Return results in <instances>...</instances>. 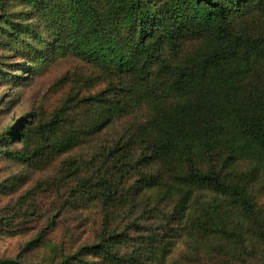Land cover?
I'll use <instances>...</instances> for the list:
<instances>
[{"label":"trees","instance_id":"obj_1","mask_svg":"<svg viewBox=\"0 0 264 264\" xmlns=\"http://www.w3.org/2000/svg\"><path fill=\"white\" fill-rule=\"evenodd\" d=\"M15 3L33 4L30 15L38 12L50 31L35 46L30 34L37 28L15 21L21 12L3 16L12 23L11 31L1 30L4 39L14 35L10 49L43 62L36 77L67 59L99 74H68L54 85L69 90L52 113L34 114L0 136L22 144L14 151L8 142L7 160L78 179L68 210L83 216L92 203L103 204L100 243L68 257L64 245L55 246L64 258L58 264H165L179 235L208 244L220 264H239L244 256L264 264V217L248 189L259 179L264 185V0H0V10ZM29 71L25 81L33 80ZM92 80L107 85L87 96ZM116 126L123 134L104 148V163L96 154L90 163L67 156L102 142ZM134 147L142 152L137 159L130 156ZM240 161L249 172H225ZM48 189L38 182L18 204ZM154 190L173 205L158 212L168 233L121 255L129 230L142 229L135 213L155 215ZM115 221L127 223L123 231ZM42 239L30 248L45 246Z\"/></svg>","mask_w":264,"mask_h":264},{"label":"rangeland","instance_id":"obj_2","mask_svg":"<svg viewBox=\"0 0 264 264\" xmlns=\"http://www.w3.org/2000/svg\"><path fill=\"white\" fill-rule=\"evenodd\" d=\"M41 2L44 3L45 0H41ZM6 7L5 11L0 10V136L10 128H19L24 121L30 120L29 117L34 114L41 117L52 113L60 105L61 100L65 98L69 90V86L58 90L54 85L60 80L63 81L68 74H85L93 77V79L99 76L84 62L67 59L53 64L49 70L47 69L46 73L36 77L34 72L42 67L43 62H39L28 51L26 53L24 50L12 51L10 49L11 43L15 41L13 39L14 35L6 36L4 39L1 37V30H7L8 28L11 31L12 23H8L3 19V16L21 12V14L16 15L17 20L15 21L23 29L27 24H32L34 29L37 28L35 34H30V42L35 46H39L41 38L48 37L50 31L47 30L46 32L44 25L40 24L42 19L38 12H34L36 17L30 15L32 10H37L33 7V4L22 6L21 3H15ZM37 33L39 37L36 36ZM28 50L33 52V48H28ZM51 56L55 55L52 53ZM26 69L30 70V76L33 77V80L25 81L24 77L28 75ZM13 75H17V77H13ZM91 82L94 86L86 91L87 96L105 90L107 85L100 81L96 83L95 80ZM122 134L121 127L116 126L110 130V133L106 139L103 138L102 142L83 145L67 156L72 155L74 159L82 158L86 163H90L96 154L99 158L97 164H102L104 163L103 156H105L106 150H110V147L117 142ZM8 142H11V150L16 151L22 148V144L16 140H0V262L14 260L19 264H49L51 262L58 264L64 258L59 252L58 257L56 256V253L53 252L55 246L60 248L64 245L66 250L64 257H68L75 254L79 247L99 244L105 230L106 215L103 204L100 202L92 203L90 209L83 216L73 209L69 208L68 210L64 205L69 195H71V188L77 185L78 179L76 181L71 179L64 181L62 177L55 175V170L44 171V167L36 168L29 164L22 165L7 160L4 158L3 153ZM140 154L142 152L134 147L130 156L137 159ZM220 165L222 167L221 162ZM220 165L218 164L217 167L221 168ZM250 167L249 163L240 161L234 164L231 169L225 170V172L235 175L247 173ZM141 168L143 169V167H140L138 172ZM38 182L47 184L48 191L43 194L36 191L33 202L29 201L24 205L18 204L19 198L29 190H34ZM248 189L262 212L261 217H264V185L262 180L254 181ZM149 194L152 201L150 208L156 209L155 215H144L141 209L135 213L134 218L140 222L142 229L141 231H135L134 228L129 230V244L118 248L121 255L131 253L133 250L141 251L146 247L145 245L142 246L141 243L148 244L154 236H163V234L168 233L163 230L164 223L160 220L161 216L158 212L168 213L173 205L161 198L159 190L151 191ZM82 201L85 203L83 199ZM85 220L87 225H83ZM117 224L120 226L118 227ZM126 224V222L119 223L117 221L114 226H117L116 228H119V231H123ZM40 236L43 237V242L48 241L47 244L45 243V246L32 250L30 242L38 240ZM74 241L78 246L75 249H73ZM172 244V251L168 255L165 264L221 263V260L217 259L216 256L208 254L212 253L208 244L199 246V252V247L193 244V241L180 235L177 238H172ZM89 261L101 262L99 259L92 257ZM243 263L257 264L256 260L247 259L246 256L239 262V264Z\"/></svg>","mask_w":264,"mask_h":264}]
</instances>
